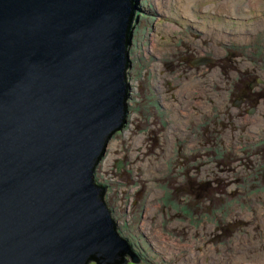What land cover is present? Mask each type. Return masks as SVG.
<instances>
[{
  "label": "rangeland",
  "instance_id": "obj_1",
  "mask_svg": "<svg viewBox=\"0 0 264 264\" xmlns=\"http://www.w3.org/2000/svg\"><path fill=\"white\" fill-rule=\"evenodd\" d=\"M139 1L96 169L119 230L139 264H264V0Z\"/></svg>",
  "mask_w": 264,
  "mask_h": 264
},
{
  "label": "water",
  "instance_id": "obj_2",
  "mask_svg": "<svg viewBox=\"0 0 264 264\" xmlns=\"http://www.w3.org/2000/svg\"><path fill=\"white\" fill-rule=\"evenodd\" d=\"M139 4L0 0V264L141 262L96 179L127 124Z\"/></svg>",
  "mask_w": 264,
  "mask_h": 264
},
{
  "label": "flooded vegetation",
  "instance_id": "obj_3",
  "mask_svg": "<svg viewBox=\"0 0 264 264\" xmlns=\"http://www.w3.org/2000/svg\"><path fill=\"white\" fill-rule=\"evenodd\" d=\"M195 60H196V59H195ZM195 60H194L192 63H194ZM193 65H194V64H193ZM170 69H173V66L170 67ZM251 99H253V98H250V97H247V96L241 95L239 101H241L242 104H245V103L247 104V103H251V101H252Z\"/></svg>",
  "mask_w": 264,
  "mask_h": 264
},
{
  "label": "trees",
  "instance_id": "obj_4",
  "mask_svg": "<svg viewBox=\"0 0 264 264\" xmlns=\"http://www.w3.org/2000/svg\"><path fill=\"white\" fill-rule=\"evenodd\" d=\"M143 3H144V0H143ZM142 3V4H143ZM137 16H138V13H137ZM210 150H212V149H210ZM184 189L182 188V191H183ZM191 193L189 192V191H185V192H183V194L182 195H187V196H189ZM105 200H106V202H107V199L105 198ZM109 207V206H108ZM109 209L112 211V208H110L109 207ZM120 231V233H121V230H119ZM129 241V243L132 245V243H131V241H130V239L128 240ZM133 246V245H132ZM134 251H135V249H134ZM139 256H140V258L142 259V257H141V254H140V252H138L137 250L135 251Z\"/></svg>",
  "mask_w": 264,
  "mask_h": 264
},
{
  "label": "bare ground",
  "instance_id": "obj_5",
  "mask_svg": "<svg viewBox=\"0 0 264 264\" xmlns=\"http://www.w3.org/2000/svg\"><path fill=\"white\" fill-rule=\"evenodd\" d=\"M231 2H233V1H231ZM232 4H233V3H232ZM227 5H228V4H227ZM247 6H248V5H247ZM195 61H197V60H195ZM194 63H195V62H194ZM194 63H193V64H194ZM194 65H195V64H194ZM123 237H124V236H123ZM124 238H125V237H124ZM125 239H127V238H125ZM127 240H128V239H127ZM133 248H134V247H133ZM135 251H136V250H135Z\"/></svg>",
  "mask_w": 264,
  "mask_h": 264
}]
</instances>
